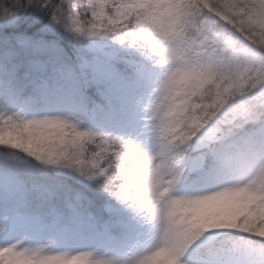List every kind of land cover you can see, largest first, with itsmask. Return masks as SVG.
<instances>
[{"label":"snow or ice","instance_id":"obj_1","mask_svg":"<svg viewBox=\"0 0 264 264\" xmlns=\"http://www.w3.org/2000/svg\"><path fill=\"white\" fill-rule=\"evenodd\" d=\"M0 264H264V0H0Z\"/></svg>","mask_w":264,"mask_h":264}]
</instances>
